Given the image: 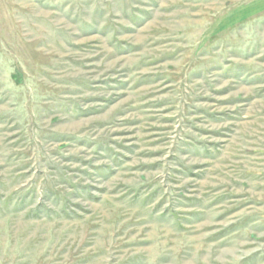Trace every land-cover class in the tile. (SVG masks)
<instances>
[{
    "label": "rangeland",
    "instance_id": "374dc122",
    "mask_svg": "<svg viewBox=\"0 0 264 264\" xmlns=\"http://www.w3.org/2000/svg\"><path fill=\"white\" fill-rule=\"evenodd\" d=\"M0 264H264V0H0Z\"/></svg>",
    "mask_w": 264,
    "mask_h": 264
}]
</instances>
